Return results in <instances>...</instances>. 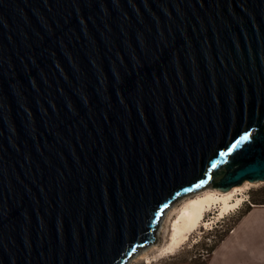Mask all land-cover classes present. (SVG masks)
<instances>
[{
  "label": "water",
  "instance_id": "water-1",
  "mask_svg": "<svg viewBox=\"0 0 264 264\" xmlns=\"http://www.w3.org/2000/svg\"><path fill=\"white\" fill-rule=\"evenodd\" d=\"M245 182L264 0H0V264H126L174 202Z\"/></svg>",
  "mask_w": 264,
  "mask_h": 264
},
{
  "label": "rangeland",
  "instance_id": "rangeland-1",
  "mask_svg": "<svg viewBox=\"0 0 264 264\" xmlns=\"http://www.w3.org/2000/svg\"><path fill=\"white\" fill-rule=\"evenodd\" d=\"M237 198L243 199L242 204L239 207L233 208V210H229L222 217L219 215L220 203L214 204L206 211L204 216L205 221L209 223L208 225L202 223V225L190 233L189 239L176 251L161 255L160 248L168 242L171 221L176 215V211H172L168 216H165L163 222L165 227L161 230L162 232L159 236H157L156 247L147 251V257L141 254L135 257L130 264H173L205 261L211 255V249L232 230L248 209L255 206H264V204L255 203V199L264 198V182L247 185L243 190L237 191L231 201L235 202Z\"/></svg>",
  "mask_w": 264,
  "mask_h": 264
},
{
  "label": "bare ground",
  "instance_id": "bare-ground-1",
  "mask_svg": "<svg viewBox=\"0 0 264 264\" xmlns=\"http://www.w3.org/2000/svg\"><path fill=\"white\" fill-rule=\"evenodd\" d=\"M247 185H252V183L245 182L243 185L236 186L224 193L216 189L206 188L188 194L187 196L182 197L174 202L164 213L161 223L158 227L159 230H157L156 233L157 240V236H159V234L162 232L161 230L165 227L163 224L165 216H168L172 211L175 210L176 215L171 221L168 242L160 248L161 255H166L167 253H173L176 251L189 239L190 233L202 225V223H204V225H208L209 223L205 221L204 216L206 211L209 210L214 204L220 203V217H222L229 210L239 207L242 204L243 199L237 198L235 202L231 201V199L237 191L243 190V188ZM156 245L157 243L155 241L154 243H151L145 247L139 248L137 252L131 256L126 264H130L135 257L141 254L142 256H146L147 251L149 249L155 248Z\"/></svg>",
  "mask_w": 264,
  "mask_h": 264
},
{
  "label": "crops",
  "instance_id": "crops-1",
  "mask_svg": "<svg viewBox=\"0 0 264 264\" xmlns=\"http://www.w3.org/2000/svg\"><path fill=\"white\" fill-rule=\"evenodd\" d=\"M173 264H264V206L243 214L202 263Z\"/></svg>",
  "mask_w": 264,
  "mask_h": 264
},
{
  "label": "trees",
  "instance_id": "trees-1",
  "mask_svg": "<svg viewBox=\"0 0 264 264\" xmlns=\"http://www.w3.org/2000/svg\"><path fill=\"white\" fill-rule=\"evenodd\" d=\"M255 203L256 204H264V198H259V199H255ZM247 211H249V209L247 210ZM245 214V213H244ZM216 247V246H215ZM215 247H213L212 249H211V253L213 252V250L215 249ZM210 255V254H209ZM197 263H202V262H197Z\"/></svg>",
  "mask_w": 264,
  "mask_h": 264
},
{
  "label": "snow or ice",
  "instance_id": "snow-or-ice-1",
  "mask_svg": "<svg viewBox=\"0 0 264 264\" xmlns=\"http://www.w3.org/2000/svg\"><path fill=\"white\" fill-rule=\"evenodd\" d=\"M244 139H248V137H247V136H245V137H244Z\"/></svg>",
  "mask_w": 264,
  "mask_h": 264
}]
</instances>
